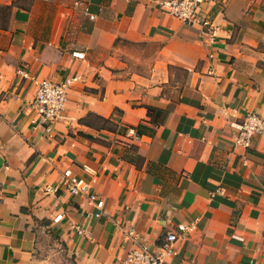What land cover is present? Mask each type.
<instances>
[{
  "label": "crops",
  "instance_id": "1",
  "mask_svg": "<svg viewBox=\"0 0 264 264\" xmlns=\"http://www.w3.org/2000/svg\"><path fill=\"white\" fill-rule=\"evenodd\" d=\"M161 1L73 0L49 18L40 2L11 8L0 26V264H35L49 235L76 264H118L137 245L166 264H264V133L247 150L228 139L245 112L264 117V0H203L202 26ZM73 76L63 118L34 128V79ZM65 169L91 182L98 218L85 198L45 191ZM179 223L195 229L166 254Z\"/></svg>",
  "mask_w": 264,
  "mask_h": 264
},
{
  "label": "built area",
  "instance_id": "2",
  "mask_svg": "<svg viewBox=\"0 0 264 264\" xmlns=\"http://www.w3.org/2000/svg\"><path fill=\"white\" fill-rule=\"evenodd\" d=\"M203 0H162L160 8L163 12L181 20L184 24L206 25L207 15L201 9ZM17 73L23 78L27 74L23 69H18ZM79 77H67L59 82L48 79H34L35 91L30 103L35 113L31 120L33 127H41L48 131L53 121L63 118V113L68 102V91ZM264 133V117L256 112H245L241 120L233 125L228 131V139L234 148L247 150L251 147L254 139ZM83 170H87L83 167ZM46 192L57 194L65 192L71 196L83 197L92 205L96 212L94 218L101 215L103 201L91 190V182L84 177L74 174L70 169L61 172L58 183L53 187H47ZM193 223H179L175 232H167L161 243V248L166 254L174 253L173 245L179 240L186 238L193 230ZM82 233L81 228L76 229ZM118 264H166L162 258L151 251L145 245H137L130 248Z\"/></svg>",
  "mask_w": 264,
  "mask_h": 264
},
{
  "label": "rangeland",
  "instance_id": "3",
  "mask_svg": "<svg viewBox=\"0 0 264 264\" xmlns=\"http://www.w3.org/2000/svg\"><path fill=\"white\" fill-rule=\"evenodd\" d=\"M36 2L41 3L39 10L44 13L47 18H49L52 13L59 10L66 11L69 8L73 9L74 5L73 0H11V4L8 9H3V12L0 9V15H5L4 20L0 19V26H7L8 15L11 13L12 7L28 11ZM79 13H82V11ZM81 21H83V19H81ZM35 256V264H76L72 252H70L65 245L59 242L57 237H52V235L39 238Z\"/></svg>",
  "mask_w": 264,
  "mask_h": 264
},
{
  "label": "trees",
  "instance_id": "4",
  "mask_svg": "<svg viewBox=\"0 0 264 264\" xmlns=\"http://www.w3.org/2000/svg\"><path fill=\"white\" fill-rule=\"evenodd\" d=\"M8 8H9V6L0 5V9L2 10V12H3V9H8ZM4 17H5L4 14L0 15V19L4 20ZM3 27H5V25H3Z\"/></svg>",
  "mask_w": 264,
  "mask_h": 264
}]
</instances>
